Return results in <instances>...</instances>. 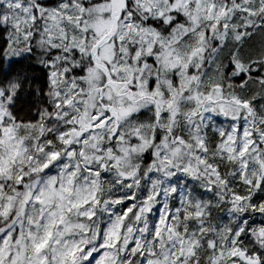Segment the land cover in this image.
Wrapping results in <instances>:
<instances>
[{"label": "snow or ice", "instance_id": "obj_1", "mask_svg": "<svg viewBox=\"0 0 264 264\" xmlns=\"http://www.w3.org/2000/svg\"><path fill=\"white\" fill-rule=\"evenodd\" d=\"M0 264H264V0H0Z\"/></svg>", "mask_w": 264, "mask_h": 264}]
</instances>
